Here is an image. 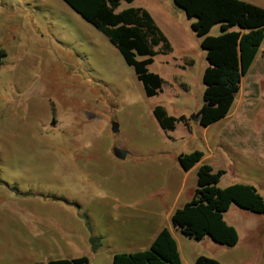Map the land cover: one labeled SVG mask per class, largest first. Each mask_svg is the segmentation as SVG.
<instances>
[{
    "label": "rangeland",
    "instance_id": "obj_1",
    "mask_svg": "<svg viewBox=\"0 0 264 264\" xmlns=\"http://www.w3.org/2000/svg\"><path fill=\"white\" fill-rule=\"evenodd\" d=\"M244 1L264 8V0ZM129 8L149 11L173 49L149 67L165 81L155 97L63 0H0V264L82 256L113 264L115 254L148 250L173 205L196 187L197 173L178 162L195 150L225 170L221 188L249 184L264 197V43L228 117L205 128L192 119L208 66L196 19L173 0H124L117 12ZM220 34V25L209 33ZM157 106L189 127L164 131ZM243 214L227 215L238 227L235 247L181 235L182 264L199 256L264 264V215Z\"/></svg>",
    "mask_w": 264,
    "mask_h": 264
},
{
    "label": "trees",
    "instance_id": "obj_2",
    "mask_svg": "<svg viewBox=\"0 0 264 264\" xmlns=\"http://www.w3.org/2000/svg\"><path fill=\"white\" fill-rule=\"evenodd\" d=\"M74 12L105 35L132 67L143 84L147 97L162 92L164 79L150 72L159 54H169L172 46L144 8H129L117 12L124 0H63ZM133 2L134 0H126ZM196 19L192 28L202 38L208 66L203 75L204 104L196 115L199 124L209 128L230 114L240 91L243 78L254 65L264 43V8L244 0H173ZM220 25L221 34L209 33ZM157 48H159L157 50ZM6 52L0 49V68ZM154 115L160 127L168 132L177 123L189 127L187 118L170 116L157 106ZM204 153L195 150L181 154L178 162L185 172L198 166L197 188L192 199L177 208L172 224L188 238L201 241L210 237L215 243L235 247L239 242L236 228L227 224L224 214L232 205L256 215H264V197L249 184L219 186L225 170H215L204 163ZM94 249L97 244H93ZM46 264H90L86 256L49 260ZM113 264H182L178 244L168 228H164L148 250L118 253ZM194 264H221L215 259L199 256Z\"/></svg>",
    "mask_w": 264,
    "mask_h": 264
},
{
    "label": "crops",
    "instance_id": "obj_3",
    "mask_svg": "<svg viewBox=\"0 0 264 264\" xmlns=\"http://www.w3.org/2000/svg\"><path fill=\"white\" fill-rule=\"evenodd\" d=\"M226 119V118H225ZM223 121V120H222ZM221 122V121H220ZM219 123V122H218ZM217 124V123H216ZM215 125V124H214ZM204 160H206L205 159V156H204ZM205 162V161H204ZM214 169L216 170V168L214 167ZM197 171H198V166L197 167H195V168H193L192 170H190L189 172H185L186 173V175H190L191 173H194V172H196L197 173ZM197 188V182H196V187H195V189ZM185 189V187L184 186H182V189H181V192H180V194L178 195V197H177V200H180V198H181V196H182V192H183V190ZM195 189L193 190L192 189V191L190 192V194H189V196L187 197V199H188V201H186V203L187 202H189L191 199H192V197H193V195H194V191H195ZM186 203H184V204H186ZM235 207H237L236 205L234 206V205H232L231 207H230V209L228 210V212H226L225 214H224V219H225V221L227 222V224L228 225H230V226H233L234 228H236V230H238V227H237V225H236V223L234 222V221H230V220H228V218H227V215L231 212V211H233V213H235V214H239L241 217H245V216H243L244 214H243V211H242V209H240L239 207H237V208H235ZM238 208L240 209V210H238ZM177 208H176V205L174 204L173 205V207L170 209V211L167 213V220H168V222H169V225H163V226H159L155 231H154V233H153V235L150 237V240H149V244H151L152 245V243L154 242V240L156 239V237H157V235L164 229V228H168L170 231H171V233H172V235H173V237L175 238V240H176V242H177V244H178V248H179V251H180V254H181V249H180V245H179V241L178 240H180V236L181 235H183V233L179 230V229H177V228H175L174 226H173V224H172V216H173V214H174V212H175V210H176ZM239 234V233H238ZM185 236V235H184ZM239 241H240V237H239ZM239 243V242H238ZM150 245V246H151ZM238 245V244H237ZM181 257H182V255H181ZM198 258V257H197ZM197 258L195 259V261L197 260ZM195 261H193V263H188V264H194L195 263ZM219 261V260H218ZM220 262V261H219ZM221 263V262H220ZM221 264H223V263H221Z\"/></svg>",
    "mask_w": 264,
    "mask_h": 264
},
{
    "label": "water",
    "instance_id": "obj_4",
    "mask_svg": "<svg viewBox=\"0 0 264 264\" xmlns=\"http://www.w3.org/2000/svg\"><path fill=\"white\" fill-rule=\"evenodd\" d=\"M195 122H198L199 123V116L198 115H194L193 116V118H192ZM113 132L114 133H117L118 132V125L117 124H114L113 125ZM115 154H116V156L119 158V159H121V160H124L125 158H126V155H127V153L125 152V151H123V150H120V149H117L116 151H115Z\"/></svg>",
    "mask_w": 264,
    "mask_h": 264
}]
</instances>
